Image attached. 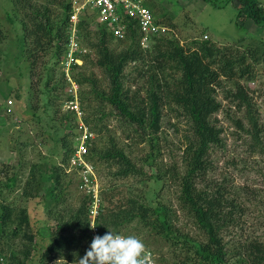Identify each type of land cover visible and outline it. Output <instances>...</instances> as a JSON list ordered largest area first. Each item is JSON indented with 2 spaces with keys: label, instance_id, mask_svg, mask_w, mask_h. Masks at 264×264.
Returning <instances> with one entry per match:
<instances>
[{
  "label": "trees",
  "instance_id": "trees-1",
  "mask_svg": "<svg viewBox=\"0 0 264 264\" xmlns=\"http://www.w3.org/2000/svg\"><path fill=\"white\" fill-rule=\"evenodd\" d=\"M229 2L233 0L213 4L226 6ZM11 3L20 17L23 31L21 53L31 76L44 84L40 90L33 88L35 96L30 108L34 112L30 115L41 121L35 112L38 108L35 101L39 100V95L47 96L44 110L52 109V114L48 113L50 119H44L43 134L54 142L57 149L53 153L56 151L54 154L60 162L57 165L48 156L40 164L30 166L24 184L19 187L25 206L12 207L6 204L5 198L0 201V260H3L0 264H49L55 261L57 264H77L91 243L90 198L81 194L72 197L75 204L70 202L72 180L67 178L63 165L68 164L74 152L72 140L76 135L72 131L75 126L72 119L76 116L68 110L61 111L64 98L61 99L56 92L63 91L66 80L62 75L56 80L53 76L55 66L63 59L66 50L70 0H43L39 4L35 0H11ZM236 3L239 5L234 7L236 26L243 30L242 24L250 20L264 31V1L236 0ZM6 18L12 23L9 13ZM77 29L80 44L91 51L82 57L81 65H72L71 68L76 69L74 81L88 86L87 92L79 94L80 104H85L81 107L89 110L82 121L89 131L103 136V130H108L100 120L106 116L102 107L107 105L123 126L130 128L133 136H126L131 142L128 145L131 148L143 146L139 148V166L128 153L117 147L111 135L104 142L90 145L86 159L93 165L103 166L111 180L131 178L137 184L153 183L152 189L148 183L149 188L137 193V187L126 186L120 191L118 186L109 182L101 191L102 207L96 219L102 233L109 230L137 236L158 256V264H264V239L238 237L236 243L225 239L231 229L239 227L245 216V207L240 201L241 193L232 182L214 183L209 177L211 150L222 145V129L212 118L222 106L215 97L217 88L222 89L224 99L233 103L237 110H244L247 127L241 119H234V123L264 156L259 115L250 90L243 83L254 79L257 66L264 62V40L246 42L240 39L230 45L194 40L191 43L193 48H184L174 40L159 36L155 37L153 45L143 49L135 22L130 18L124 39L114 38L96 22L94 15L81 14ZM133 63L141 65L133 67L137 77L132 79L126 68ZM41 68L43 79L39 72ZM93 70L101 73L99 82ZM132 80H143L145 86L126 87L125 82ZM223 81H230L233 87L224 89ZM91 96L99 103L96 109L86 103ZM171 106L184 117L190 132L185 136L182 170L174 163L164 170L155 167L161 155L160 140H165L161 135L163 112ZM12 115L5 114L7 117ZM8 170L12 171L10 175ZM0 174L5 176L0 185L9 193L14 191L19 182L18 167L5 164L0 168ZM167 181L177 186V207L191 219L201 239L176 227L175 210L170 200L161 194ZM77 186L80 188V184ZM249 190L253 195L254 190ZM121 192L124 194L117 198ZM31 200H36L35 209H41V214L50 222L47 227L49 235L40 236L39 242L35 241L38 234L33 229L26 206ZM37 223L38 220L34 225ZM141 233L149 240L162 239L169 248L168 254L158 255L159 250L151 247L153 242L140 237ZM16 239L22 247L16 246Z\"/></svg>",
  "mask_w": 264,
  "mask_h": 264
},
{
  "label": "rangeland",
  "instance_id": "rangeland-1",
  "mask_svg": "<svg viewBox=\"0 0 264 264\" xmlns=\"http://www.w3.org/2000/svg\"><path fill=\"white\" fill-rule=\"evenodd\" d=\"M220 1L222 0H142V3L144 6L151 8L155 19L161 22L159 24L164 28V31L159 36L174 40L184 48H193L191 43L194 40H210L221 45L234 44V42L240 39H244L246 42H250L253 39L264 40V31L258 29L250 20L242 24L241 27L243 30L236 26L234 7H239L236 0L229 2L226 6H219V4H217L218 7L213 4V2L220 3ZM41 2H43V0H35L37 4ZM7 13H9L12 23L7 20ZM170 24H172L173 27H171ZM22 34L20 17L13 10L11 0H0V168L5 164L9 165V167L15 165L18 167L19 174L18 186L14 191L9 193L0 185V201L5 198L6 204H10L12 207L16 208L20 207V204H23V200H21L20 196V188L26 180L30 166L32 164H40L48 156L52 157V162L57 165L60 162L57 154H54L56 151L53 153V150L57 149L54 142L50 137L43 134V129L46 126L45 120L50 119V115L52 114V109L47 111L44 110L45 102L48 99L47 96L39 95V100H37V102L35 101L38 105L35 112L40 117L41 121L38 122L30 115L34 112L30 108L31 102L35 96L33 88L37 87L40 90L43 88L44 84L42 80L38 81L37 77L33 78L30 74L29 65L24 55L21 53V46L23 43ZM154 43L155 42L152 41L150 45ZM141 48L143 47L141 46ZM86 50L87 54L91 53L88 49ZM60 61L55 66L56 70L53 76L54 80L59 79L61 75L65 77L66 81L63 91L56 92L61 99L64 98L65 101L67 99L65 91L67 87H69L67 79L69 78L71 81L75 82L73 78L76 75V69L65 72L63 70L62 61ZM140 65L139 63H133L127 66L126 72L130 73L132 79L137 77V73L133 71V67H140ZM39 72H41L43 79V69H39ZM93 72L96 74L99 82L101 73L97 70H93ZM254 77L255 78L251 81L248 80L243 83L250 90L249 93L255 103L262 132L260 139L262 143H264V62L257 66ZM143 83V80H137V82L132 80L126 81L125 86L135 89L137 86H145ZM99 85H102L101 88H103L101 81ZM223 87L224 89H229L233 86L230 81H223ZM87 91V85L81 86L76 83L77 104L81 109V114L80 118L77 117L72 119L73 125L75 124L72 131L76 135L72 140L73 149H75V146L78 144L77 139L82 136L83 129L80 127L83 126L89 131L87 125L82 121V118L89 110L81 107H85V104H80L79 96L80 92ZM215 97L221 102L222 106L212 118H215L217 126L222 129V145L211 150L210 159L212 161V170L209 177H211L214 183L225 184L226 181L232 182V186H236L238 188V193H241L240 201L244 205L246 211L239 227L231 229L225 239L228 241L232 239L234 243H236L238 237L242 239V237L255 236L259 239H264V156L258 149L252 146L250 138L243 131L237 129L234 123V119H241L245 127H247L243 118L245 113L244 110H237L233 103L229 100H225L222 89L220 88H217ZM86 103L94 109L99 105L98 101L93 99L92 96ZM103 106L102 110L106 113V116L100 120V124L106 125L109 132L103 130V136H97L89 131L92 137L88 142V148L90 145H97L104 142L107 140L106 137L111 135L117 147L122 148L124 152L128 153L132 161L139 166L141 164L139 160V148L143 146H132L131 148L130 145H128L131 142L126 138L128 134L133 136L130 128L123 126L124 124L115 116L113 110L109 106ZM8 108L11 109V112H7ZM173 108L174 107L171 106L170 109H164L163 112L161 135L164 136L162 138H165V140H160L159 146L161 147V155L157 158L155 165L156 168H160L161 170L173 165V163L179 167V170H182L183 166L181 165V160L187 140L185 136H188L190 133L184 117L179 116L180 113L176 108L174 110ZM61 111H67V109L63 106ZM6 113H12L13 115L7 117L5 116ZM98 137L101 138L99 139ZM57 153L59 155V150ZM86 153V155L89 154V149ZM142 153L143 151H141V154ZM93 166L95 167L94 179L96 180L100 197L101 191L109 185V182L118 186L120 191L126 186L137 187V193L145 191L146 187L149 188L148 185L150 186L149 189L153 188L151 187L153 183H149V181H146L147 183L137 184L136 180L131 178L126 180H111L103 166L95 164ZM63 169L67 178L72 180L69 190L71 193L70 202L71 204H75L76 202L72 197L85 194L83 189L77 186L82 181L81 176L74 171L75 169L70 159L67 165H63ZM73 172L76 174H72ZM11 173L12 171L8 170V175ZM4 177L3 174H0V184L5 181ZM64 179L66 181V177H64ZM167 182L161 194L164 198L170 200L172 208L175 210L176 220H174V223L176 227H178L181 232L188 233L189 236L192 235L201 239L202 236L197 231L191 219L184 215L177 207L178 204L175 196L178 191L177 186L171 184V181ZM156 187L158 188L159 185ZM249 189L254 190V196L250 195L251 190ZM123 194L124 192H121L117 195V198L121 197ZM245 198L250 199V201L247 202ZM23 206L25 205L23 204ZM26 206L29 210L31 224L34 227L33 229L35 232L37 231L38 234L35 241L39 242L40 236L47 237L49 235L47 227L50 225V222L46 221L45 215L41 214V209H35L36 200L29 201L26 203ZM36 212L38 214H35ZM36 220H38V223L34 225ZM141 236L149 240L147 235L141 233L140 237ZM150 241L153 242L151 247L159 250V252H157L158 255L167 253L169 248L162 239L150 238L149 242ZM14 243L18 248L22 247L18 239L14 240ZM155 260L158 264L157 255H155ZM0 261L3 263V260ZM57 263L58 261L50 262L49 264Z\"/></svg>",
  "mask_w": 264,
  "mask_h": 264
},
{
  "label": "built area",
  "instance_id": "built-area-1",
  "mask_svg": "<svg viewBox=\"0 0 264 264\" xmlns=\"http://www.w3.org/2000/svg\"><path fill=\"white\" fill-rule=\"evenodd\" d=\"M81 14L94 15L96 22L103 25L116 39H124L127 33V20H134L138 41L143 48H147L155 37L163 33L164 28L157 23L152 11L144 6L142 0H70L68 41L63 55L62 66L65 72L71 70L72 65H81L82 57L87 50L78 37L77 22ZM68 86L65 91L67 99L62 107L72 112L76 118H80L81 109L78 107L76 83L67 79ZM7 112H11L8 108ZM79 122V121H78ZM82 136L79 137L70 161L74 171L81 176L80 188L90 198L89 205V236L92 241L96 235H103L102 230L96 223L102 207L100 193L94 179L95 167L86 159L88 142L91 133L83 126ZM145 264H157L155 255L145 246Z\"/></svg>",
  "mask_w": 264,
  "mask_h": 264
},
{
  "label": "clouds",
  "instance_id": "clouds-1",
  "mask_svg": "<svg viewBox=\"0 0 264 264\" xmlns=\"http://www.w3.org/2000/svg\"><path fill=\"white\" fill-rule=\"evenodd\" d=\"M145 260V245L140 238L108 230L93 237L77 264H145Z\"/></svg>",
  "mask_w": 264,
  "mask_h": 264
}]
</instances>
